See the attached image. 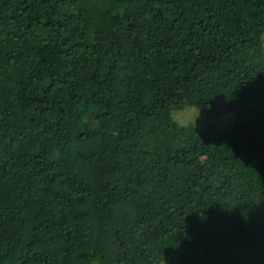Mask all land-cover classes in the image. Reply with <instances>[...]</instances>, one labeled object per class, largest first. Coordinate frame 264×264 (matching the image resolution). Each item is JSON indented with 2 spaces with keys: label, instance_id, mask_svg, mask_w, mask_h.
Returning <instances> with one entry per match:
<instances>
[{
  "label": "trees",
  "instance_id": "16d2710c",
  "mask_svg": "<svg viewBox=\"0 0 264 264\" xmlns=\"http://www.w3.org/2000/svg\"><path fill=\"white\" fill-rule=\"evenodd\" d=\"M263 34L264 0H0V264H264Z\"/></svg>",
  "mask_w": 264,
  "mask_h": 264
},
{
  "label": "rangeland",
  "instance_id": "374dc122",
  "mask_svg": "<svg viewBox=\"0 0 264 264\" xmlns=\"http://www.w3.org/2000/svg\"><path fill=\"white\" fill-rule=\"evenodd\" d=\"M262 38L264 41V34ZM216 107L217 111H211L185 106L180 110L172 111V117L176 123L181 125L190 124L199 131H202L206 124L221 128L232 119L233 111L226 107V102L223 100H218Z\"/></svg>",
  "mask_w": 264,
  "mask_h": 264
}]
</instances>
